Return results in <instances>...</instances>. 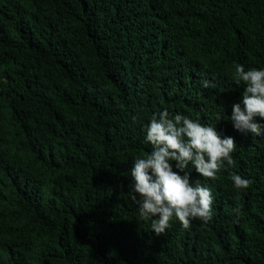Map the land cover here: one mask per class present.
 I'll return each instance as SVG.
<instances>
[{"label":"trees","instance_id":"trees-1","mask_svg":"<svg viewBox=\"0 0 264 264\" xmlns=\"http://www.w3.org/2000/svg\"><path fill=\"white\" fill-rule=\"evenodd\" d=\"M237 65L264 70V0H0V264H264V135L231 123ZM165 109L236 146L215 180L189 165L212 219L157 236L130 173Z\"/></svg>","mask_w":264,"mask_h":264},{"label":"clouds","instance_id":"clouds-1","mask_svg":"<svg viewBox=\"0 0 264 264\" xmlns=\"http://www.w3.org/2000/svg\"><path fill=\"white\" fill-rule=\"evenodd\" d=\"M235 81L245 88L241 102L232 106L230 120L234 129L242 135H264V124L255 122L257 117L264 120V70L245 71L242 65H237ZM145 142L151 144L152 151L136 159L130 173L133 183L129 196L139 204V219L151 220V230L157 236L166 233L173 217L184 228L195 219L209 222L212 192L199 181L193 186L189 165L199 176L215 180L225 162L227 166L234 163L235 139L187 116L170 115L165 109L152 116ZM231 180L238 191L249 186V181L239 174L232 173ZM234 211L240 214L241 210Z\"/></svg>","mask_w":264,"mask_h":264}]
</instances>
